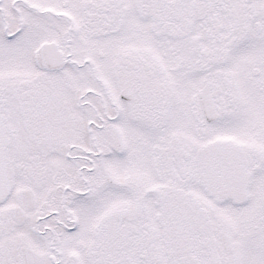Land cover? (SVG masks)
I'll use <instances>...</instances> for the list:
<instances>
[{"label": "snow or ice", "instance_id": "1", "mask_svg": "<svg viewBox=\"0 0 264 264\" xmlns=\"http://www.w3.org/2000/svg\"><path fill=\"white\" fill-rule=\"evenodd\" d=\"M0 264H264V0H0Z\"/></svg>", "mask_w": 264, "mask_h": 264}]
</instances>
